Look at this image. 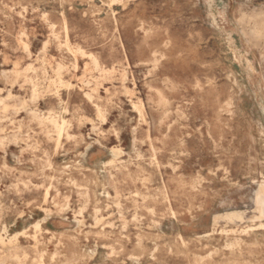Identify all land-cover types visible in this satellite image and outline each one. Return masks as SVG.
<instances>
[{
  "label": "rangeland",
  "instance_id": "rangeland-1",
  "mask_svg": "<svg viewBox=\"0 0 264 264\" xmlns=\"http://www.w3.org/2000/svg\"><path fill=\"white\" fill-rule=\"evenodd\" d=\"M263 185L264 0H0L5 264H264Z\"/></svg>",
  "mask_w": 264,
  "mask_h": 264
},
{
  "label": "bare ground",
  "instance_id": "bare-ground-1",
  "mask_svg": "<svg viewBox=\"0 0 264 264\" xmlns=\"http://www.w3.org/2000/svg\"><path fill=\"white\" fill-rule=\"evenodd\" d=\"M53 31V30H52ZM65 35V34H64ZM70 49V48H69ZM88 65V64H86ZM94 67V65H92ZM58 67V66H57ZM62 68V67H61ZM60 69V68H59ZM115 82V81H114ZM49 87V86H48ZM88 96V95H87ZM91 97V96H90ZM109 104V102H108ZM108 107V106H107ZM147 107V106H146ZM108 109V108H107ZM106 111V110H105ZM59 113V112H58ZM142 119V118H141ZM61 121V120H60ZM99 130V129H98ZM55 139V138H53ZM156 163V162H155ZM54 168V167H53ZM52 169V168H51ZM53 176V175H52ZM54 177V176H53ZM52 177V178H53ZM54 179V178H53ZM56 183V182H55ZM257 206V205H256ZM258 207H259V211L261 213V219L264 217V185L260 188L259 192H258ZM260 218V217H259ZM132 219V218H131ZM220 219V218H219ZM131 221V220H130ZM98 224V223H97ZM216 224V223H215ZM107 225V224H106ZM108 226V225H107ZM218 226V225H217ZM109 227V226H108ZM111 228V227H109ZM112 229V228H111ZM3 231V230H2ZM6 232V231H5ZM7 235V234H6ZM5 236V235H4ZM10 239V238H9ZM1 243H4V239L1 238L0 239ZM37 249V247H36ZM0 264H5L3 260H0ZM21 264V263H19Z\"/></svg>",
  "mask_w": 264,
  "mask_h": 264
}]
</instances>
